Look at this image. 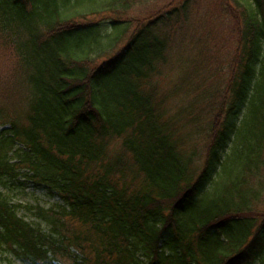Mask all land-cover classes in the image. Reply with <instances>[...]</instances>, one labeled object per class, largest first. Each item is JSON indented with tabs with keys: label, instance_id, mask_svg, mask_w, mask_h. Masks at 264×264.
I'll return each instance as SVG.
<instances>
[{
	"label": "trees",
	"instance_id": "16d2710c",
	"mask_svg": "<svg viewBox=\"0 0 264 264\" xmlns=\"http://www.w3.org/2000/svg\"><path fill=\"white\" fill-rule=\"evenodd\" d=\"M64 1L0 0L20 87L0 97V264H234L253 245L249 264H264V215L252 216L264 196V0H234L223 86L207 89L205 53L182 79L193 97L170 116L145 85L186 2L123 44L113 34L128 24L73 22ZM206 132L199 156L187 143ZM29 191L53 205L25 202Z\"/></svg>",
	"mask_w": 264,
	"mask_h": 264
},
{
	"label": "rangeland",
	"instance_id": "374dc122",
	"mask_svg": "<svg viewBox=\"0 0 264 264\" xmlns=\"http://www.w3.org/2000/svg\"><path fill=\"white\" fill-rule=\"evenodd\" d=\"M59 1L65 2L64 0ZM184 2L189 7L187 17L181 18L179 23L173 27L174 31L166 59L157 66V73L145 85L146 89L155 91L156 98L163 101L164 110L167 116H170L179 113L181 107H185L188 100L193 97L194 94L190 93L185 85L182 86V79L193 64L202 61V55L205 53L208 55L205 56L208 68L200 76L211 77V85L207 89H212V83L216 81L219 91L223 86L222 82L228 71V64L236 49L239 26L240 11L234 0H69L66 13L68 17H72L73 22L104 21L102 23L108 28L110 27L108 23L122 20V23L128 24L127 33L125 34V27L118 28L119 25L113 35L114 40L122 37L124 44L138 26L145 24L155 16L180 7ZM110 9L113 10L109 11ZM18 69L14 49L5 44L0 35V97L7 89L13 91L14 96L16 93L19 94V81L16 78ZM180 85L182 87L179 89ZM5 99L7 106L11 108L10 111L13 110L11 103L16 104L17 100L11 101L8 97ZM212 120L213 114H209L205 116L202 123L210 126ZM208 141L209 137L206 132L201 133L187 144L190 150L196 147L198 155L202 156ZM112 149L113 156L120 152L118 140ZM223 183L224 181L220 180L218 184ZM44 194L42 191L36 193L29 191L27 196H23V200L49 208L54 200ZM263 215L264 196L257 204L252 216L262 218Z\"/></svg>",
	"mask_w": 264,
	"mask_h": 264
},
{
	"label": "snow or ice",
	"instance_id": "6c2138e0",
	"mask_svg": "<svg viewBox=\"0 0 264 264\" xmlns=\"http://www.w3.org/2000/svg\"><path fill=\"white\" fill-rule=\"evenodd\" d=\"M258 242L261 246H264V238H259ZM254 249L255 245L245 248L239 255L236 256L234 264H249Z\"/></svg>",
	"mask_w": 264,
	"mask_h": 264
}]
</instances>
